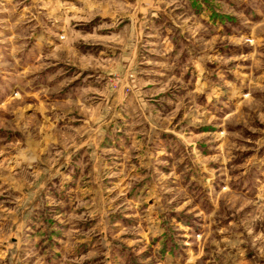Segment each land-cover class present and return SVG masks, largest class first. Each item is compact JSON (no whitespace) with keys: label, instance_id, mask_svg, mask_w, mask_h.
Returning a JSON list of instances; mask_svg holds the SVG:
<instances>
[{"label":"rangeland","instance_id":"obj_1","mask_svg":"<svg viewBox=\"0 0 264 264\" xmlns=\"http://www.w3.org/2000/svg\"><path fill=\"white\" fill-rule=\"evenodd\" d=\"M114 1L148 20L58 10L34 48L0 0V264H264V0Z\"/></svg>","mask_w":264,"mask_h":264},{"label":"crops","instance_id":"obj_2","mask_svg":"<svg viewBox=\"0 0 264 264\" xmlns=\"http://www.w3.org/2000/svg\"><path fill=\"white\" fill-rule=\"evenodd\" d=\"M77 1L83 2L82 8L79 9L76 6V4H78ZM32 4H33V8L36 9L34 10L35 11L34 15L31 14L34 16L35 19L34 26L40 28L39 31H37V33L40 32V34L39 33L37 34L38 41L34 43V48L45 47L44 45L48 46V48L55 46V41L57 40V34L53 36L51 33L56 32L57 30V23H58L57 21L59 17L58 10H60V13L62 15V17L60 18L62 19L65 18L66 16H68L67 17L68 19L72 18V16L68 15V13L71 10H77L78 12L76 13L80 15L81 13H84L85 18L101 17L102 20L107 19L105 23L111 22V25H113L111 27L114 26L116 27V25H120L122 22L125 21V20L121 21V19L129 17L130 19H127L129 22L124 26V29L129 26L131 27L132 30L133 28H136V26L139 23L141 25L142 21L148 20L147 13L145 11L141 10L139 12L137 11V13L135 11L123 12L117 6L118 4L114 0H32ZM135 8L137 9V6ZM120 29L117 31L118 33L121 32L122 29L121 30ZM66 31L67 29L65 28L60 30V32H64V33ZM63 40H66V38L64 37ZM66 44H65L66 46L64 47L67 48L68 50L74 49L75 46L77 45L76 42L71 43V41H68V43ZM130 49L129 52L124 53V55H121V58H119L118 62L116 63L117 70L123 68L127 64H129L128 66L132 65L133 63L132 58L135 55L136 48L134 47L133 51ZM130 70L131 67L126 68L125 72H128ZM118 105L116 106V108L118 107ZM104 124H105L104 122L99 124L95 129L92 130V132H89V135H87V139L85 141H83L81 144H79L74 148L66 150L65 152H63V154L59 156L58 159H56L55 164L49 168V173L46 179L43 180L36 188L34 192L33 202L38 201L39 198L43 195V193L45 192L48 186L49 181L53 180L56 177H59V175H61L71 165V162L73 161V157H75L76 154H78V152H81L82 149L89 147L90 141L94 140L95 134L98 135L100 133V130L104 129ZM25 144H27L26 146L28 147V150L24 149V152H30V153L35 152V148L31 144V142L27 141ZM34 156H37V154L35 153ZM35 160L36 158L33 157V162ZM11 164L13 165L12 168L16 169L21 164V162L16 160V161H12ZM27 207H31V205H27ZM24 216H25V212H24ZM16 223H18L20 228L23 226L22 224L23 222L20 223V220L19 221L17 220Z\"/></svg>","mask_w":264,"mask_h":264}]
</instances>
